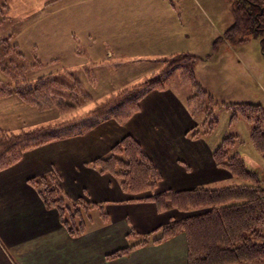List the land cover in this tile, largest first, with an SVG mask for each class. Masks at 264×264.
Masks as SVG:
<instances>
[{
	"label": "crops",
	"instance_id": "0c3cea01",
	"mask_svg": "<svg viewBox=\"0 0 264 264\" xmlns=\"http://www.w3.org/2000/svg\"><path fill=\"white\" fill-rule=\"evenodd\" d=\"M3 1L0 37L11 41V47L7 46L17 48L25 60L47 61L59 72L56 74L94 76L100 74L96 70L110 69L116 75L122 74L117 69L123 64H160L183 54L207 65L220 52L233 50L227 36L233 27L231 18L227 20V9L230 16L234 10L230 0ZM47 7V35L40 24L33 37H25L32 20L41 19L38 15ZM168 87L145 94L139 111L127 123L105 121L86 134L35 148L0 172V264L188 263L185 234L148 244L123 258H107L111 252L130 246L131 242L123 239L124 223L136 232L133 241L156 239L160 232L155 230L186 215L176 210L159 212L148 198L168 191L212 188L217 180H230L226 175L217 178L215 148H206V156L201 157L195 147L197 137L190 136L195 120L187 106L189 98ZM2 102L9 107L8 101ZM126 136L139 143L162 177L156 188L162 189L160 192L152 191L143 198V194L138 195L134 202L116 178L91 164L107 158L111 147ZM50 175L59 177L71 200L106 205L104 213L114 215L113 225L90 230L87 242L75 244L77 241L59 224L57 213L45 206L29 181Z\"/></svg>",
	"mask_w": 264,
	"mask_h": 264
},
{
	"label": "trees",
	"instance_id": "16d2710c",
	"mask_svg": "<svg viewBox=\"0 0 264 264\" xmlns=\"http://www.w3.org/2000/svg\"><path fill=\"white\" fill-rule=\"evenodd\" d=\"M245 1L256 6L258 12L253 15L239 6L238 15L241 17L240 13L247 14L250 26H255L256 31L264 33V0ZM253 16L256 19L255 23L251 24ZM241 24V20L236 21L235 25L227 32L228 39L240 30ZM9 48L7 46L5 50L6 55ZM261 48L264 53V34ZM17 56H21V61L23 60L21 53ZM6 59L12 62L16 61V58L12 56ZM6 59L2 61L0 58V70L5 72L9 80L13 81L16 86L13 91H8L9 86H4L0 82L1 95L17 94L23 99H29V97L33 98L37 91H41L50 84L47 79L50 77L26 81L24 69L18 66L19 61L14 67L10 65L8 68L4 65ZM195 59L188 54L179 55L174 59L182 62L180 64L183 68L181 83L190 85L197 93L188 99L187 106L193 116L191 101L200 99V95L205 98L209 96L196 82L191 68V63ZM169 72L168 69L163 70L160 74L140 84L121 89L117 94H113L108 100L98 104L92 111L73 122L18 134L0 132V172L17 164L26 152L35 148L65 138L83 135L105 121L113 120L119 125L127 123L139 111V102L145 94L155 89L166 88L165 79L170 75ZM73 75L69 77H73ZM25 82L29 86L23 92L20 85ZM235 108L241 111L244 120L253 125L252 145L264 157V108L260 105H238ZM208 117H212L209 126L211 130L217 124L212 108L208 110ZM236 119L237 114L235 113L232 121ZM234 145L235 137L224 138L214 151L213 159L217 167L225 169L244 184L222 189L201 187L179 192L168 191L147 199L155 203L159 212L176 210L186 213L181 219L163 225L154 231V233L160 232V237L156 238L153 243L161 244L177 235L185 234L188 242L187 264H243L264 260V237L261 231L264 226V184L256 171L248 169L240 154L232 155L230 153ZM111 155L107 158L94 160L91 163L92 167L101 173H108L119 179L124 192L135 194L147 190L154 191L161 182L160 172L133 137L123 138L111 149ZM30 182L37 188L48 209L57 205L61 210L59 211L61 215L70 214L73 219L81 218L84 215L79 209L69 212L70 208L65 205V199L62 196L63 190L54 175L31 179ZM41 183H46V185ZM53 187L56 190L53 194H60V200L54 201L53 194L49 195L50 192L47 194V188ZM84 205L87 206L85 203ZM84 208L87 209V207ZM102 215L105 213L102 212ZM61 222L71 237L81 234L82 230L78 231L71 226L67 227L68 223L64 220ZM132 236H136V233L132 232L130 237L132 238ZM144 244L147 245L148 242L145 240L144 243L123 250L119 252L118 256H127L138 246Z\"/></svg>",
	"mask_w": 264,
	"mask_h": 264
},
{
	"label": "rangeland",
	"instance_id": "374dc122",
	"mask_svg": "<svg viewBox=\"0 0 264 264\" xmlns=\"http://www.w3.org/2000/svg\"><path fill=\"white\" fill-rule=\"evenodd\" d=\"M230 1L232 2L234 10L231 12L230 16L229 8L227 9V20L231 18L233 26L237 20L242 21L240 30L232 34L229 38L230 45L233 48L232 52H226L225 54L220 52V54L207 65H205L202 61H197L196 63L194 61V63H191L195 79L197 75L196 82L198 85L199 83L202 84V86L208 91L209 96L205 98L200 95V99L191 101V111L194 112L193 117L195 121L193 129L190 131V136L193 137L194 135H197L194 136L197 137L195 147L197 146V150H199L202 154L201 157L206 156V148L212 147L216 150L224 138L235 137V145L231 149L230 153L232 155L237 153L240 154L248 169L256 171L260 175L264 184V157L255 150L251 142L253 125L244 120L242 118L241 111L235 108V106L238 105H260L264 108V54L261 51V40L264 33L256 31L255 26H250L247 14L240 13V17L237 13L240 6L250 14L254 15L258 12V8L256 6L251 5L245 0ZM3 4L4 1L0 0V16L2 17L4 15V10H2V7L4 6ZM227 6H229V3ZM38 17L42 18H35L32 20L34 24L27 27L25 37H33L35 27H40V24L44 30V36L49 32L48 7L43 10ZM255 19V16H253V19L250 21L251 24L255 23ZM8 38H10V35ZM6 41V38L0 37V58L2 61L11 56L17 58V54H20L17 48L12 47L9 48V52L6 55L5 50L7 45L10 47L12 45L11 41H7V44H5ZM26 46L29 47L31 45ZM18 59L13 62L6 59L4 65L8 68H10V65L14 67V65L19 61L18 66H21L24 69L23 73L27 78L26 81L30 82L44 77H50L47 78L48 81H50V84L41 91H37L33 95V98L29 97V99H23L17 94H0V107L3 111L2 113L0 112V132L4 131L18 134L20 132L40 128H50L63 123L73 122L92 111L98 104L108 100L113 96V94H117L121 89L140 84L148 79H151L155 76V74H160L163 70L167 69L170 70V75H168L165 79L166 85L169 86L168 88L173 89L179 95L186 98H192L197 94L190 85H183L181 83V71L183 68L180 65L182 64L180 60L172 59L168 62H161L160 64L155 62L151 63L149 61L133 62L132 64H123L121 68L117 69V71H121L122 74L114 75L111 74L112 70L110 69L105 72V69H99L98 71H95L100 73L99 75L78 76L73 75L75 73H72L71 75H55L59 72L57 70L55 71V68L50 66V63L49 65L48 63L46 64L45 62L47 61L31 59L24 61V58H22L23 60L21 61V56H19ZM33 67L35 68L33 69ZM34 71L36 74H34ZM72 75L73 77H69ZM7 76L5 72L0 70V82L3 83L4 86H9L8 91H13L16 85L13 81H10ZM20 86L21 89L23 88L24 92L29 84L25 82ZM9 96L12 97L7 98L8 100L4 99ZM2 101H5V104L8 101L9 104L7 105H9V107L7 108L5 105L2 106ZM187 102L189 104V101ZM211 108L214 117L217 120V124L210 130L209 126L211 124L212 117H208V110ZM235 113L237 114V119L232 121ZM110 155L111 151L108 157H110ZM217 173L219 174L217 178L220 179L226 175L227 177H230V180L227 178L217 180L215 184L210 186L213 189H222L244 184L243 181L233 177L225 169L218 167ZM198 175H200V172H197V176ZM117 180L120 184V180ZM57 181L63 190L62 196H64L65 199L64 203L70 208L69 212H75L79 209L82 210L84 214L81 218L73 219L70 214L61 215L59 212L61 210H59L60 208H58L57 205L49 208L57 213L56 216L59 224H61L62 228L66 231L67 228L61 222L63 220L68 223L67 227L71 226L75 230H82L81 234H78L76 237H72L77 241L75 244L78 243L79 245L82 241L87 242L90 230L113 225L111 222L114 215H99V213L102 214V212H105L106 205L102 203H92L83 199L71 200L68 196H66L64 188L61 186L62 184L60 183L59 177H57ZM41 184L46 185V183ZM48 187H50V184H48ZM54 189V187L47 188V194L48 192H50L49 195L55 193L56 190ZM155 190L160 192L162 189ZM151 192L152 190H147L142 193L129 194H131V201L134 202L135 199H137L136 196H141L143 194V198L145 195H151ZM154 193L157 194V192ZM60 196V194H53L54 201L60 200ZM81 201H83L87 206H85ZM84 207H87V209ZM176 214L180 215V213ZM129 223L130 222L127 221V225ZM124 224L123 228L125 230V234L123 235V239L126 238L130 241V246L126 249L122 247L124 249L117 252H111V254L107 256L110 260L123 258L124 256H118L119 252L127 250L139 243H144L145 240L148 244H153L155 239L146 238L144 240L141 237L138 241H133L135 240L133 239L135 236H132V238L130 236L132 232H136L132 230L130 225L127 227L126 223ZM76 226L78 227L76 228ZM261 231L264 237V226L261 228ZM144 246L146 245L144 244L138 246V248ZM62 249L64 250L66 248L62 247ZM243 264H264V260Z\"/></svg>",
	"mask_w": 264,
	"mask_h": 264
}]
</instances>
